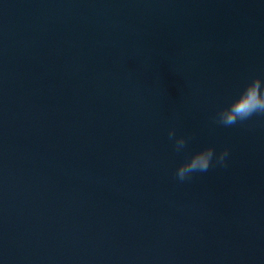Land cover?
<instances>
[{"label": "water", "instance_id": "water-1", "mask_svg": "<svg viewBox=\"0 0 264 264\" xmlns=\"http://www.w3.org/2000/svg\"><path fill=\"white\" fill-rule=\"evenodd\" d=\"M253 76L264 0H0V264H264Z\"/></svg>", "mask_w": 264, "mask_h": 264}, {"label": "clouds", "instance_id": "clouds-1", "mask_svg": "<svg viewBox=\"0 0 264 264\" xmlns=\"http://www.w3.org/2000/svg\"><path fill=\"white\" fill-rule=\"evenodd\" d=\"M258 114L264 115V80L253 76L227 106L218 110L213 122L228 127ZM168 137L176 151L186 147L187 139L182 135L178 136L175 129H169ZM227 156V149L217 154L212 147H204L180 163L176 168L175 176L177 180L183 182L190 179L193 173L207 172L214 165L224 166Z\"/></svg>", "mask_w": 264, "mask_h": 264}]
</instances>
